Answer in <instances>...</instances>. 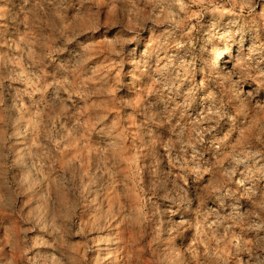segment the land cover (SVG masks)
<instances>
[{
	"label": "rangeland",
	"instance_id": "obj_1",
	"mask_svg": "<svg viewBox=\"0 0 264 264\" xmlns=\"http://www.w3.org/2000/svg\"><path fill=\"white\" fill-rule=\"evenodd\" d=\"M0 264H264V0H0Z\"/></svg>",
	"mask_w": 264,
	"mask_h": 264
}]
</instances>
